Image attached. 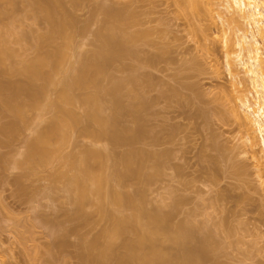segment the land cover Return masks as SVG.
I'll list each match as a JSON object with an SVG mask.
<instances>
[{
	"label": "rangeland",
	"instance_id": "obj_1",
	"mask_svg": "<svg viewBox=\"0 0 264 264\" xmlns=\"http://www.w3.org/2000/svg\"><path fill=\"white\" fill-rule=\"evenodd\" d=\"M13 2L18 6L16 9L13 7L12 10L16 11L14 13H18L16 15L19 17V14H22L19 8H22L21 12H23L25 6L23 7L20 0H13ZM62 3L65 8L62 9L61 6L62 11L67 10L66 13L68 12L73 18V21L71 17L69 18L70 22H74L73 27L71 25L68 28V30L71 28L69 35L72 37L68 46L70 55L66 57L67 59L65 58L69 61L68 64L70 61L74 64L77 62L74 61L76 53L82 54L85 50L90 52L94 50L96 43H99V40L95 39L97 38L96 32L102 25H106L103 21L106 18L103 9L108 3L114 7H124L128 15L133 14L132 18L129 17L131 14L127 16L132 19V21L128 20L131 22L125 28L128 34L144 33V36L129 45L131 49L127 56H121V59L118 57L117 62L115 59V62H110V64L114 63V65L111 64L110 70L112 76L116 79L120 78L118 81L137 76L142 82L135 85L136 90L141 89L137 91L139 93L135 91L138 95L140 94L138 99L136 93L127 90L130 89V84L128 88L127 85L125 86L127 89L123 88L124 91L120 90V93L127 90V93L131 94L130 97L127 93L126 95L123 93V97L128 96L127 100L132 98L131 106L136 113L141 114L137 116L139 115L138 117L142 119L135 118V112H130L132 108L128 107L129 104L125 103L126 99L124 100L121 94L122 109L126 110V114L125 111L124 114L121 113L122 117L118 119L117 124L122 123L118 126H125L128 132L135 130L133 133L141 126V129H138L141 132L143 130L142 133L145 135L141 133L142 137L132 142L133 147L136 148L135 150L138 148L140 151L142 149V151L152 152H146L151 156H154L152 154L156 156V153L158 155L156 157L147 154L146 157L142 156L143 162L145 158H148L145 159L146 164L141 161L143 170H147L144 176L148 175V177H143V175L141 177L142 180L148 178V181H145L146 184L142 185L139 178L140 182L136 183L140 185L137 186H132L133 181L130 183L126 180L129 183L126 186L127 183L121 184L123 186L118 184L115 186L112 184L113 181H110L111 187L108 189L120 186L122 190L125 187L124 193L128 192L125 190L129 192L131 190L133 194H136L137 188L141 189L145 194L143 196L145 206L142 203L144 201L140 200L141 207H144L141 210L145 211L147 207V212H149V209L161 206L163 208L161 210L168 211L169 214L166 212V215H170V223H173L170 225L173 228L175 224L182 223L184 220H189L190 224L196 221V227L197 225L199 227L201 223V228L199 227L197 233L195 228L193 233L196 235L193 234L192 238L196 236L195 239L199 243L202 239H209L212 247L208 249H213L207 253L206 258L203 257L202 264H220L219 262L223 264H264V153L261 136L253 125L248 128L240 120L234 119L229 111L232 109L230 107H234L233 109L243 114L244 109L240 105V100L244 96L250 102L256 101L255 87L244 73L239 59V56L245 58L246 52L239 55L236 42L243 33L253 31L254 27L243 20L232 8H229L225 0H62ZM0 5L4 8L8 6V3L2 1ZM25 12L29 13V11ZM24 15L23 20L18 18L20 24L17 21L15 25L12 24L14 25L12 30H18V33L14 31L17 35L24 31L26 36L21 37L27 43L21 42L28 47V50L23 49L25 46L22 43V46L20 45L21 39L16 34L13 35L19 39L17 40L19 44L15 40L14 44L17 45H13L12 48L16 47L14 51L18 53L17 47L20 45V49H23L21 52H27L23 56L27 55L26 59L32 60L37 54L31 46L32 40L28 41L30 34L34 36L33 33L36 31V33H40L41 30L45 31L47 24L42 20L34 23L32 21L34 18L31 17L30 20ZM6 17L9 16H5V19ZM9 18L5 20L3 17L0 21L7 22ZM11 19L14 20L13 17ZM70 41L73 43L71 44ZM21 54L16 56L17 61L22 60L19 58ZM23 56L21 58H24ZM15 65H19V61ZM62 66H66L65 63ZM116 79L112 81H117ZM105 82L106 85H111L109 84L110 79ZM105 82L103 80L102 83L105 85ZM52 93L49 95H54ZM133 94H135V99H133ZM103 96L109 97V95ZM107 100V104L102 102V106L109 105L108 108L111 110V105ZM140 101L144 102V107ZM133 103L137 104L133 105ZM139 104L142 110L137 106ZM76 105L74 109L83 119L84 115L81 114L84 108ZM136 107L141 112H138ZM108 108L106 109L105 106V113H109L106 112ZM45 110L44 107L28 108V111H25V119L28 118L25 122L28 123L19 125L23 127H20L22 129L14 133L15 135L13 134L15 136L13 139L11 135H5L6 132L3 133V130H0L3 134L0 133V264H81L82 258L79 255L82 247L78 244L79 239L80 241L81 237L86 240L93 239L97 233L99 235L101 228L109 224L108 218L97 217L95 209V215L93 214V220L90 221L89 226L88 224L84 226V219L83 223L82 219L81 223L77 222L79 219L73 221L72 212L76 205H73L72 199L68 197L69 191H65L63 187L64 179L61 173L66 170L67 175L70 169L66 167L67 162L65 163L63 159L69 153H71L69 155L79 157L78 154L82 153L84 147L89 146L93 149L97 147V150L101 149L102 152L105 149L106 153L110 151L107 153L110 158L113 157L112 161L108 157V161H111L108 162L110 166L115 160L114 154H117L119 158L120 153L127 151L131 145L129 143L128 145L121 143L120 146L115 144L117 148L114 145L116 141H112L111 138L112 143L105 136H102L104 139L100 137L94 140L79 134L80 131L76 128L74 132L72 128L73 131L69 129L73 133L70 132L72 138L68 135L70 140L67 138L69 141H65V146L63 145L60 151L63 159L56 158L58 156L50 157L52 158L48 160L50 164L47 161L44 162L47 163L46 165H41L42 163L36 165L38 163L34 162V164L32 158L29 159L26 154L28 150L25 144L31 137H34L38 124L41 126L39 129L47 124L45 121L50 117V111ZM39 116L42 122L38 120ZM0 118H2L0 122L3 121L0 125H4L6 116L1 115ZM82 121L85 124V119ZM245 131L252 136L251 142L244 139ZM4 135L11 138H8L10 141L8 139L7 141ZM157 157L158 159L161 157V161L164 160L163 166L158 164V159L155 161ZM117 161L113 162L115 166L118 165L115 164ZM156 162L159 171L154 169L157 168L154 166ZM110 168H112L113 175L116 167L113 169L111 166ZM113 178L110 179L114 180ZM134 188L137 190L135 191ZM142 192L139 191L140 194ZM140 194L137 193V195ZM104 197L105 195L102 198ZM106 199L104 201H109ZM107 203L108 211L117 214L119 208L114 206L112 201ZM105 205L102 206L105 207ZM159 207L157 210H160ZM105 209L107 211V206ZM128 210L130 213L128 208H125L124 213H128ZM163 211L161 213L164 214ZM89 217L88 215L87 219ZM142 219L140 221L144 223ZM76 223L81 224L79 233L77 227L76 232L70 229L74 228L73 225L77 226ZM197 241L193 243L190 241L188 246L191 243L190 248L194 250L199 244ZM170 244H165V246ZM215 244L220 245L216 248L217 250H215L217 247ZM168 246L167 248L175 247V245ZM199 247L196 248L197 253H201ZM176 249L177 247L174 249L175 252H177Z\"/></svg>",
	"mask_w": 264,
	"mask_h": 264
},
{
	"label": "bare ground",
	"instance_id": "obj_2",
	"mask_svg": "<svg viewBox=\"0 0 264 264\" xmlns=\"http://www.w3.org/2000/svg\"><path fill=\"white\" fill-rule=\"evenodd\" d=\"M2 1L8 3V6H4V8H7L5 10L3 6L0 5V19H3V17L5 19V16H9L10 18L6 17L5 20L9 18L7 22L0 21V116L4 115L6 116L5 120H8L7 122L4 121V125H0V130H3V133L6 132L7 134L4 133L5 135H11V138L13 139L15 137L13 136V134H16L17 131H20L22 129L20 127H23L24 124L26 125L28 123L27 121L25 122V120L28 119H25V111H28V108L37 109L40 107H44L46 110H48V112L50 111V117L45 121L47 124L45 123L46 125H43L44 127L40 129L39 127L41 126H39L38 124V126H36V128L38 127V129H35L36 132L34 130V137H31L30 140L28 138L27 140L29 141H26L27 146L25 144V148L28 150L26 151L28 152L26 154H28L29 159L32 158L31 160L33 161V163H38L36 165H39V163H42L41 165H46L47 163L44 162L52 159L50 157L58 156L56 158H62V152L60 151L62 147L65 146V141L67 140L66 142H68L70 140V138L68 137V135L71 136L70 132L71 134H73L72 131L74 130L75 132L76 129L80 131H77L79 132V134L81 133L83 135L91 137L92 139H99L100 137L104 139V137L102 136H105L107 140H110L111 138L112 141H116L114 142V145L116 144L120 146L125 143H127L125 145H128V143L129 145H131L128 147V150L126 149L129 152L125 151L122 154L120 153L119 158L117 154H114L115 160H118L117 162H115V164H118V168L113 164L115 160H113L110 166L108 164V162L110 163L112 161L111 158H113L112 156L110 158L109 154L107 155V153H109L110 151L106 153L105 149L102 152L101 149H99L100 151L97 150V147L94 149L90 148L89 146L87 148L84 147L82 153L80 152L81 154H78L80 155L79 157L75 155H69L71 154L69 153L66 154L67 157L64 156L65 158H62L63 160H65V163L67 162V165L65 163L64 165L70 168H68L69 171L67 169V175L66 170L63 171L65 172V175L61 171V176L64 179L63 183L65 184V186L63 184V187L65 188V191H69L68 197L72 199L71 202L73 201V205H76V207H74L73 209L74 211L76 209V213H74L73 210V212L71 211L72 215H74L73 221L75 219L76 221L79 219V221H77L79 223L82 219L81 222L83 223L84 219V226H87V224L89 226L93 220V214L95 211L97 213V217L101 216L102 218L106 217L109 219V224H106L107 227L105 226L104 228H101V232H99V235L97 233L93 239L90 238L91 240H86V238L84 237L82 239L80 235L81 241L79 239L78 244L82 247V249L79 247L81 249V256L79 255V257L82 258H80L82 260L81 264H202L201 261L204 260L203 257L205 256L206 258L207 253H209V251H213V249H208L209 247H212V243L208 241L209 239H202L203 242L202 240L201 242L203 243V245L201 247V242L199 243V241L195 239L196 236L192 238L194 234L193 232H195V228L197 233L199 231V227L201 228V223L199 224V227L198 225L196 227V221L193 220L195 223L193 222L194 224H190V222L188 223L189 220H184V222L182 221V223L184 224L178 222V226L175 224L173 228L171 226L173 223H170L169 220L170 215H166V212L167 214H169L168 211L164 212L163 210H161L163 209L161 208V206H158L160 210H157L158 207H155V209L152 208L154 209H151L152 211L149 209V212H147V207L145 211L144 209H142L143 211L141 210V208H144L141 207L142 203L143 206H145V201L143 200V196L145 194H143L144 192H142L141 189L139 190V188H137L142 192L141 194L135 188V191L137 190L136 194H133L131 190L130 192L129 190H125L128 192L124 193L123 190L125 187L121 190L122 187L120 188V186H118L119 188L117 187L118 189L115 187L112 189H108V187H111L110 181H113L112 184H114L115 186L117 184L121 185L123 183H127L125 184L126 186L129 184V181L130 183L131 181H133L132 184H134L132 186H137L139 183L137 184L136 182H140L138 178L141 179L142 175L143 177H148V175L144 176V174H147L145 172L147 170H143V166L141 163L143 162L142 156L146 157V152L149 151H142V149L140 151L138 148L137 150H135L136 148L133 147V143L137 141L136 139L140 136L142 137V134H144L142 133L143 130L142 132L139 130L141 129V126L138 127L139 129L136 128V132L133 133V131L135 130H133L132 132H128V128L125 129V126H118L122 123L118 122L119 124H117V121H119L118 119L122 117L121 113L125 111L126 114V110L123 111L124 108L122 109L123 101L121 99V94L123 97L128 92L127 90H129V92L131 93H136L138 90L141 91V89L136 90L135 85H137L138 83L141 84L142 82L137 76L133 78H131L130 76V79H128V77L127 79L123 78L124 80L121 79L118 81V79L120 78L116 79L115 76H112L110 70L112 67L111 64L114 65V63L110 64V62H117V60L121 59V56H127L131 49V46L129 47V45H132L133 42H136L139 37L144 36L143 32L128 34V32L125 31V28L132 21L131 16H133V14L130 13L131 15L129 14V16L128 11L127 13H125L124 7V9L122 7H114L112 5H109V3L104 7V9L101 8L103 9V14H105L104 16H106L105 20H103L106 25H102L103 28L100 27L101 31L97 30L96 32L97 38L95 37V39H98L99 43L97 42L98 40H96L98 44L96 43L94 50L92 49V51L90 50V52H86L85 50V52H83L82 54L76 53L77 56L75 57L74 61L77 62H75L74 64L70 61V63L68 64L69 61L65 60V58L70 55V53L68 54V51L70 52V50H68V46L70 45V38L72 41V37H70L71 35H69V30H71V28L69 30L68 28L69 26L71 27L74 22L71 23L73 21V18L69 16L68 12L66 13L67 10L62 11V9H65L63 7L64 4L62 3V0L61 2H59L60 0H25L24 2H22L23 0H20V3L22 2L23 7H27V9L23 8V12H21L22 8H19L20 13H22L23 15L25 14L24 16H27L28 18H30V20L31 17L34 18L32 20L34 23H38L36 22L37 20H42L47 24L45 25L46 27L44 26L45 31L41 30L40 33H36V31V34L33 33L34 36L32 34H30L31 37H29L30 35L27 36L29 37L28 41L32 40V42L30 43L35 51L32 49L31 50L37 54V56L35 58L33 57L34 59L32 60L26 59L27 55L23 56V54L25 55L27 52H21L23 49L28 50V47L23 45L25 42L27 43V41L25 39H22L23 37H21L26 36V34L23 33L24 31L20 32V35H17L16 33H18V30H14L15 32L17 31L16 33L12 30V26L15 25L16 21L17 23H19L18 20H23L24 18L22 14V16L19 14L18 17L16 15L18 13H14L16 11L12 10L13 7L15 9L17 8V3H14L13 0ZM225 1L228 4L229 8H232L233 11L238 13L243 20L247 21L249 25L254 27L253 31L249 30V33H243L236 42L239 47V55L243 52H246V57L243 58L242 56H239V59L243 66L244 73L247 75L249 81L255 87L256 101L250 102L246 96L242 97L240 100V105L244 109L243 114H240L238 110L236 111V109H233L234 107H230L232 108L231 110L229 109V111L231 112L230 115L232 114L231 116L234 119L240 120L242 124H244L248 128L250 125L254 126L255 130L258 131L261 136L264 153V0ZM61 6L63 7L62 9ZM2 8L4 9V11H2ZM24 9L25 11H29V13L25 12ZM27 13L30 16H28ZM11 14L13 15L11 16ZM127 16L131 18H128ZM12 17L14 18V20L11 19ZM70 17L72 18L71 22L69 19ZM129 19L131 21H128ZM13 34H16L17 37L19 36V38L21 39L20 45L22 43V45L25 46L23 49H20V45L18 46L19 48L17 47V52L19 54L14 51L16 50V47L12 48L13 45H17L14 44L15 40L16 42L17 40L19 41V39H16L17 37H15ZM13 36L14 39L12 38ZM11 41L13 43H11ZM21 41H23L24 43ZM71 41L70 43L72 44L73 42ZM17 43L19 44V42ZM20 53H22L21 56H23L24 58H21L20 56L19 58L22 60L18 59L19 65H15L18 63L16 59L20 55ZM77 57H79V59ZM118 57L119 59H117ZM63 61H67V63L64 62L66 66H62L64 64ZM106 78L110 79L111 82H109V84L111 85H106L105 80L109 81V79ZM112 79H116L117 81H112ZM103 80L105 82V85L104 83H102ZM129 84L131 85V87L129 86ZM125 86L127 88L129 86L130 89L125 88ZM123 88L127 89L125 90L126 92H123ZM121 89H123V91L121 92H123L124 95L123 93H120ZM50 90L51 92H49ZM52 91L54 95H49V93L51 94ZM137 93L136 98L140 97V94L138 95ZM103 95H109L110 98ZM130 95L131 94H128V96ZM134 95L135 94H133V99H135ZM128 96L123 97V99H126ZM102 97H106V99H108L107 102H109L108 104L111 105V110L110 108H108L109 105H106V99L104 98L103 102ZM127 99L125 103L129 104L128 107L132 108V98L129 99L130 101ZM127 101H129V103H127ZM143 101L140 102H142V105L144 107ZM102 102L106 103L104 104L106 106V109L108 108L106 112L108 111L109 113H105V106H102ZM76 104L84 108V111L81 115H84L83 119H85L86 121H84L85 124H83V119H81L80 114H78V112H76L74 109ZM136 104L133 103V105ZM137 106L141 107L142 110V106L140 104ZM77 107L78 106L76 105V108ZM135 109H137L138 112H141L139 108L136 107ZM133 111L134 108H132V111L130 112ZM134 112L133 113L136 114L135 118L141 115L140 113H136V110ZM137 114L139 115L137 116ZM41 117L39 116L38 118L40 122L43 121H41ZM132 117L134 118V116ZM2 122L3 121H1L0 123ZM21 124L23 125L19 126ZM69 129L72 131H69ZM1 132L2 131H0V133ZM125 132L127 133L125 134ZM245 132V136H243L244 139H246L247 142H251L252 136L249 134V132ZM132 133L135 135H133ZM137 133H139L138 137H136ZM5 135L4 138L7 140L9 137ZM67 138H69V140ZM112 141L110 143H112ZM104 153L107 156H105ZM152 155L154 156H151V154H149L148 156L156 157L158 154L156 153V156L155 154ZM159 155L161 154L159 153ZM116 156L118 159L116 158ZM108 157L111 161H108ZM161 157L163 156L161 155ZM161 157H159V159L158 157L155 158L156 160L154 159L155 161H157V159L159 160V165L164 162V160H160ZM145 159L143 163H145ZM155 161H153V163ZM48 162L49 164L51 163L50 161ZM111 166L113 167V169L116 167V169H114L115 173L113 175V171H111L112 168H110ZM154 166L157 167V162ZM107 167L109 168L107 169ZM154 169H156V171H159L158 167ZM107 170H109V172ZM105 171H107V173H105ZM143 171L144 173H142ZM109 174H111L112 176ZM131 176H133L134 178ZM112 177H114L113 179L115 180V183L114 180H111ZM127 177H131L132 180H130L131 178ZM124 180H127L128 182H124ZM146 180L145 178H143V180L141 179V184H146ZM137 193L140 195H137ZM104 195L105 197L109 198H102ZM111 198L112 200H110ZM104 199H109V201H112V203L115 204L112 205L119 208L117 214L108 211L109 209L107 202L109 201L106 202L104 201ZM140 200L144 202L141 203ZM103 204H106L105 207L107 206L108 212L106 211L105 207L102 206ZM87 207H89V211L92 213L91 215L90 212L87 211ZM125 208L130 209V213L129 210L128 213H124ZM162 211L164 212V214L161 213ZM68 215L70 217V214ZM88 215L90 216V220L87 219ZM142 215L143 219L141 217ZM70 218L72 219V217ZM140 218L144 221V223L140 221ZM87 220H89L88 223ZM179 223H181V225ZM79 225H73L75 229H70L73 230V232H76V230L79 229ZM79 231L80 229L78 230V233ZM195 240L199 243L198 245L200 246L199 247L196 244L197 246L195 247H199L201 253H197L196 248L194 250L191 249V243L190 246H188L190 241L193 243L196 242ZM170 243H172L173 245H171ZM165 244H170V247L175 245V247H177V252L174 251L175 247L167 248L168 245L165 246ZM218 246L220 245L218 244ZM218 246L215 247V250H217L216 248H218ZM206 249L208 250L206 251ZM82 250L84 251V253ZM170 250H173L175 253L173 251V253H171ZM193 252L195 254H193ZM219 263L223 264L221 262Z\"/></svg>",
	"mask_w": 264,
	"mask_h": 264
}]
</instances>
